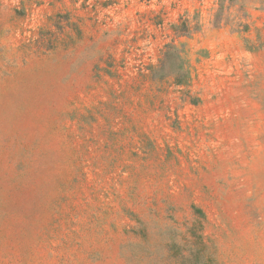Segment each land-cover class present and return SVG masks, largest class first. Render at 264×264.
I'll return each instance as SVG.
<instances>
[{"label": "rangeland", "instance_id": "374dc122", "mask_svg": "<svg viewBox=\"0 0 264 264\" xmlns=\"http://www.w3.org/2000/svg\"><path fill=\"white\" fill-rule=\"evenodd\" d=\"M0 264H264V0H0Z\"/></svg>", "mask_w": 264, "mask_h": 264}]
</instances>
